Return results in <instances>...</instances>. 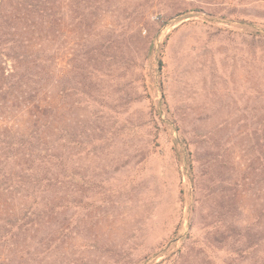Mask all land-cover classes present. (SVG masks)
<instances>
[{"label":"rangeland","instance_id":"obj_1","mask_svg":"<svg viewBox=\"0 0 264 264\" xmlns=\"http://www.w3.org/2000/svg\"><path fill=\"white\" fill-rule=\"evenodd\" d=\"M25 1L67 16L0 12V264H264V0Z\"/></svg>","mask_w":264,"mask_h":264},{"label":"trees","instance_id":"obj_2","mask_svg":"<svg viewBox=\"0 0 264 264\" xmlns=\"http://www.w3.org/2000/svg\"><path fill=\"white\" fill-rule=\"evenodd\" d=\"M7 2H11V0H4V3H3V0H0V12H1V10H3V8L5 7L4 5L7 4ZM20 5H22V6H20ZM17 6H20L21 9H23V11L25 13L27 11H29L28 9H30L29 12L33 11V12L37 13L39 21L41 23H43V25H45L47 28L60 26L64 16H67L65 14L63 15V13L61 11V6H58V5L57 6H39V5H32L30 3H27L25 0H17ZM76 8L81 10L82 12H84L86 10L88 11L89 9L92 8V0H85L83 4H80V3L77 4ZM1 16H3V15L0 14V17ZM5 88L6 89L1 88L0 92H3L4 95L7 94V95L11 96V94L13 93V92H11V90L15 89V91H17V89L19 87H18L17 83L16 84L13 83V84L6 86ZM37 92L38 91H35V93H37ZM5 101H7V100H5ZM80 103L81 102H78L77 104L79 105ZM28 106H30V102L28 103ZM49 106L52 109H54V107L49 105V102H46V108L43 110L41 108V102H39V101H37V99H35V107L34 108L36 110V113L33 114V117L36 119L35 121H33L35 123V125L38 126L40 124V121L43 118H47L44 116H45V112L48 110ZM37 122H39V123H37ZM46 124H47V120H45V125H43V126H46ZM34 127H36V126H34Z\"/></svg>","mask_w":264,"mask_h":264}]
</instances>
